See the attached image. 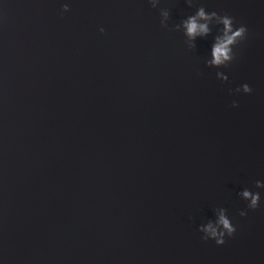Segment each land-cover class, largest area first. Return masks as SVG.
Returning <instances> with one entry per match:
<instances>
[{"label":"water","instance_id":"obj_1","mask_svg":"<svg viewBox=\"0 0 264 264\" xmlns=\"http://www.w3.org/2000/svg\"><path fill=\"white\" fill-rule=\"evenodd\" d=\"M200 6L247 28L227 66L170 30ZM256 181L264 0H0V264H264Z\"/></svg>","mask_w":264,"mask_h":264},{"label":"clouds","instance_id":"obj_2","mask_svg":"<svg viewBox=\"0 0 264 264\" xmlns=\"http://www.w3.org/2000/svg\"><path fill=\"white\" fill-rule=\"evenodd\" d=\"M160 0H149V3L153 8H156L159 4ZM189 6L193 4V0H187ZM63 11L69 10V5L64 4L62 6ZM161 16V25L165 28L168 27V21L170 19L169 10L166 8L160 9ZM205 21V22H201ZM215 23L222 25L220 29V34L216 35L215 43L211 49L212 59L208 61L210 65L214 66H227L228 63L231 62L235 58V53L233 48L235 45L240 43L246 38L247 28L244 25H240L239 27H234V18L224 14L220 15L216 11L206 12L203 6L197 8V11L193 15L187 16L180 23L174 24L170 30H180L183 28L185 30V34L190 38H195L197 35H207L212 31L210 28V23ZM100 31L103 32L104 29L100 28ZM218 76L221 75L220 72L217 73ZM226 79V77H225ZM242 90L245 93H250L252 88L248 84L242 85ZM237 92L241 91V88L236 89ZM233 106H237L236 102L233 101ZM257 188H264V182L256 181ZM245 200L249 201L248 208L256 209L259 206L260 201V193L253 192L249 189H245L240 194ZM227 210L221 209L218 220L215 222V226L212 222L207 223L206 225L201 226L200 231L206 233L201 238L203 240L214 239L217 244L225 243V236H232L236 227L233 225L228 215H226ZM241 216L246 215V212L241 211Z\"/></svg>","mask_w":264,"mask_h":264}]
</instances>
